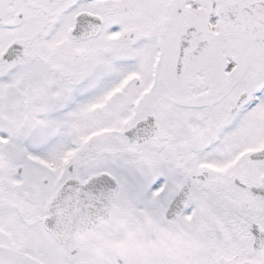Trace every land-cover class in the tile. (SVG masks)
Masks as SVG:
<instances>
[{"label":"snow or ice","instance_id":"obj_1","mask_svg":"<svg viewBox=\"0 0 264 264\" xmlns=\"http://www.w3.org/2000/svg\"><path fill=\"white\" fill-rule=\"evenodd\" d=\"M0 264H264V0H0Z\"/></svg>","mask_w":264,"mask_h":264}]
</instances>
